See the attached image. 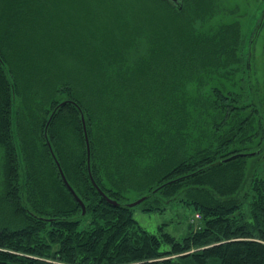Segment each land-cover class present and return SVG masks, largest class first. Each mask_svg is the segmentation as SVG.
Returning a JSON list of instances; mask_svg holds the SVG:
<instances>
[{
  "label": "trees",
  "instance_id": "1",
  "mask_svg": "<svg viewBox=\"0 0 264 264\" xmlns=\"http://www.w3.org/2000/svg\"><path fill=\"white\" fill-rule=\"evenodd\" d=\"M181 5L0 0V264H264V87L215 0ZM132 192L200 217L150 232Z\"/></svg>",
  "mask_w": 264,
  "mask_h": 264
},
{
  "label": "rangeland",
  "instance_id": "2",
  "mask_svg": "<svg viewBox=\"0 0 264 264\" xmlns=\"http://www.w3.org/2000/svg\"><path fill=\"white\" fill-rule=\"evenodd\" d=\"M208 19H211L210 23L214 26L238 24L245 40V43L240 45V51L247 53L246 58L251 60V82L255 90L261 91L264 87V0H215L214 14ZM211 24L205 25L206 29L214 27ZM58 58L62 62L72 60L68 55H59ZM232 78L233 76L225 79V83L230 84ZM1 157L0 148V165ZM128 175L130 176L129 172ZM132 194L136 195L134 192ZM138 198L134 196L130 202ZM133 213L140 225L150 232L165 231L180 239L189 232V222H194L196 218L194 207L181 201H171L166 204L165 209L154 211L144 210L141 205H137Z\"/></svg>",
  "mask_w": 264,
  "mask_h": 264
},
{
  "label": "water",
  "instance_id": "3",
  "mask_svg": "<svg viewBox=\"0 0 264 264\" xmlns=\"http://www.w3.org/2000/svg\"><path fill=\"white\" fill-rule=\"evenodd\" d=\"M170 1L173 2V3H175V4H180V6H182V5H181V1H182V0H170ZM84 124H85V122H84ZM87 144H88V156L90 157V146H89V140H88V137H87ZM57 164H58V166H59V169H60V172H61V174H62V177H63L64 182L66 183V185L68 186V188L71 190V192L74 194V196L77 198V200L80 202V204L82 205V207H83L84 210H85V205H84L83 201L78 197V195L76 194V192L74 191V189L72 188V186L69 184V182H68V180H67V178H66V176H65V174H64V172H63V169H62V167H61V165H60V163H59L58 160H57ZM144 199H145V196L140 197V198H138L136 201H133V202L128 203V205H129V206H132V207H133V206H137V205H139Z\"/></svg>",
  "mask_w": 264,
  "mask_h": 264
},
{
  "label": "built area",
  "instance_id": "4",
  "mask_svg": "<svg viewBox=\"0 0 264 264\" xmlns=\"http://www.w3.org/2000/svg\"><path fill=\"white\" fill-rule=\"evenodd\" d=\"M196 217H200L198 213L196 214Z\"/></svg>",
  "mask_w": 264,
  "mask_h": 264
}]
</instances>
